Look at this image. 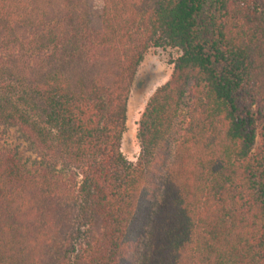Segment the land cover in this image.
<instances>
[{
	"label": "trees",
	"instance_id": "1",
	"mask_svg": "<svg viewBox=\"0 0 264 264\" xmlns=\"http://www.w3.org/2000/svg\"><path fill=\"white\" fill-rule=\"evenodd\" d=\"M1 126L0 264H264V0H0Z\"/></svg>",
	"mask_w": 264,
	"mask_h": 264
},
{
	"label": "rangeland",
	"instance_id": "2",
	"mask_svg": "<svg viewBox=\"0 0 264 264\" xmlns=\"http://www.w3.org/2000/svg\"><path fill=\"white\" fill-rule=\"evenodd\" d=\"M92 25H100L101 0H88ZM179 52L174 49H151L145 56L132 86L128 102L127 130L122 140V152L129 162L135 163L140 153L137 140L138 123L152 94L169 81ZM16 151L27 168L33 157L14 129L0 127V152Z\"/></svg>",
	"mask_w": 264,
	"mask_h": 264
}]
</instances>
